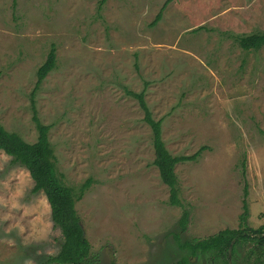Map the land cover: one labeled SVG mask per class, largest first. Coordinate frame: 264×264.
I'll return each mask as SVG.
<instances>
[{
  "label": "rangeland",
  "instance_id": "rangeland-1",
  "mask_svg": "<svg viewBox=\"0 0 264 264\" xmlns=\"http://www.w3.org/2000/svg\"><path fill=\"white\" fill-rule=\"evenodd\" d=\"M0 0V124L38 137L31 94L50 49L55 69L34 94L38 118L67 185L89 188L76 210L92 264H224L190 256L186 244L264 225V47L240 37L264 32V0ZM179 163L180 206L153 165L140 92ZM0 151V264H42L58 253L42 192ZM246 189V195H245ZM188 212L184 229L181 217ZM250 243L230 264H256ZM228 263V264H229Z\"/></svg>",
  "mask_w": 264,
  "mask_h": 264
},
{
  "label": "trees",
  "instance_id": "trees-1",
  "mask_svg": "<svg viewBox=\"0 0 264 264\" xmlns=\"http://www.w3.org/2000/svg\"><path fill=\"white\" fill-rule=\"evenodd\" d=\"M107 0L99 1L101 8ZM173 0H166L161 10L151 22L156 25L162 18L166 6ZM239 47L243 51H257L264 47V32L252 34L237 39ZM55 52L52 47L45 62L37 70V81L31 94L32 121L35 124L38 137L35 143L24 141L15 132L7 131L0 124V151L10 158L11 166L24 168L32 182V193L42 192L50 208L51 222L55 229L61 233V243L57 254L48 256L42 264H92L90 261V244L82 234L81 220L76 210V204L83 198L89 188L90 180H87L79 188L69 186L64 176L57 168V159L49 142L51 126L40 122L34 100V94L46 76L55 69ZM127 96L134 98L143 112V121L150 127L151 143L154 150L153 165L157 168L163 184L169 188L170 205L180 206L178 192V178L175 167L179 163L195 162L199 159L204 148H200L191 156H173L166 148L162 140V119L155 120L145 100L146 88L136 93L125 89ZM245 189V195H246ZM243 211L239 216L237 229H225L205 240L193 244H186L190 256L199 254H211V258L217 261L224 260V264L230 262V258L236 247L243 243H250L253 248L249 257L256 254V264H264V225L257 229H251L247 225L249 208L247 201L242 202ZM188 219V212L184 211L181 217V228L184 229ZM178 264H188L185 257ZM230 264V263H229Z\"/></svg>",
  "mask_w": 264,
  "mask_h": 264
},
{
  "label": "water",
  "instance_id": "water-1",
  "mask_svg": "<svg viewBox=\"0 0 264 264\" xmlns=\"http://www.w3.org/2000/svg\"><path fill=\"white\" fill-rule=\"evenodd\" d=\"M81 229H82V234H83V236H84L85 233H84V230H83V227H82V226H81Z\"/></svg>",
  "mask_w": 264,
  "mask_h": 264
}]
</instances>
